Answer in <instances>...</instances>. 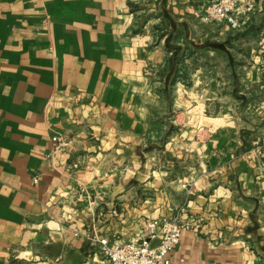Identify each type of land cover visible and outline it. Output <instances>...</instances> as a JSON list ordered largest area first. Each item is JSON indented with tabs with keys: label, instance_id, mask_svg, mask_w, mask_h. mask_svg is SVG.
Returning a JSON list of instances; mask_svg holds the SVG:
<instances>
[{
	"label": "crops",
	"instance_id": "1",
	"mask_svg": "<svg viewBox=\"0 0 264 264\" xmlns=\"http://www.w3.org/2000/svg\"><path fill=\"white\" fill-rule=\"evenodd\" d=\"M209 2L0 0V264L162 218L173 264H264V0L237 31Z\"/></svg>",
	"mask_w": 264,
	"mask_h": 264
},
{
	"label": "built area",
	"instance_id": "2",
	"mask_svg": "<svg viewBox=\"0 0 264 264\" xmlns=\"http://www.w3.org/2000/svg\"><path fill=\"white\" fill-rule=\"evenodd\" d=\"M255 10L256 0H210L202 20L237 31ZM184 229L175 220L151 219L145 222L139 243L99 239L97 244L109 264H173L172 255Z\"/></svg>",
	"mask_w": 264,
	"mask_h": 264
}]
</instances>
